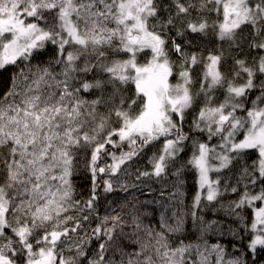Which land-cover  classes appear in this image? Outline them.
<instances>
[{"label":"snow or ice","instance_id":"obj_1","mask_svg":"<svg viewBox=\"0 0 264 264\" xmlns=\"http://www.w3.org/2000/svg\"><path fill=\"white\" fill-rule=\"evenodd\" d=\"M191 10L215 14L211 24L204 16L188 20L191 32L211 29L237 50L227 71L223 49L205 60L168 35ZM48 45L55 49L51 59L33 64ZM245 46L248 53L239 58ZM200 63L194 91L192 73ZM8 66L16 70L10 82H0V264H248L249 251L264 250V206L254 208L250 233L244 225L249 243L232 251L208 243L215 222L198 213L203 193L216 202L229 190L237 193L241 183L244 191L228 206L232 215L243 221L238 209L264 204V0H171L165 6L161 0H0V71ZM130 83L133 96L124 94ZM218 89L222 101L215 99ZM253 90L259 94L249 100ZM189 110L196 111L191 130L203 139L184 131ZM161 138L149 158L151 171L137 168L136 180L160 178L170 167L179 178L190 166L200 191L188 211L179 208L178 181L169 195L175 205L156 201L162 210L155 224L145 222L155 218L151 202L131 193L97 215V177H108L105 193L115 190L113 177L125 192L136 188L120 183L119 175H132L130 162ZM189 140L192 155L176 167ZM249 150L256 154L250 165ZM82 155L91 179L87 199L77 198L74 180ZM108 157L111 162L101 164ZM233 168L236 185H222L220 174ZM186 217L199 233L195 241L181 238ZM93 240L100 241L94 249Z\"/></svg>","mask_w":264,"mask_h":264},{"label":"trees","instance_id":"obj_2","mask_svg":"<svg viewBox=\"0 0 264 264\" xmlns=\"http://www.w3.org/2000/svg\"><path fill=\"white\" fill-rule=\"evenodd\" d=\"M194 3H199V0H193ZM171 0H161V5H170ZM161 16L166 17L167 12L161 11ZM204 16V18L208 19L209 24H211L212 20L215 19L214 13H202L198 10H191V15L188 17H182L180 20L176 21L175 28H169L168 35L175 39L177 43H180L184 50L187 52H196L203 56L206 60L208 54L210 52H219L221 49L224 51V62H222L221 68L224 71H227L233 65V57L237 56L236 49H230L227 42L220 41L213 33L212 30L209 29L206 33H193L190 29L187 28V21L191 20L195 22L199 17ZM177 28L183 31V35H177ZM55 49L52 45H48L46 50L44 51L43 55L40 56L38 59L33 60V64L36 63H46L49 59H51L52 55L54 54ZM248 53L247 47L245 46V52L239 53V58H245L246 54ZM250 55H256L255 51H252ZM170 58L172 61L177 62V55L174 52H170ZM140 61L144 62V56L140 57ZM14 66H8L6 69L0 71V82L8 83L10 82V78L12 73L15 71ZM177 68L174 69V80H177V76L175 73L178 71ZM58 71V68H57ZM203 73V63H200L194 67L193 70V79L197 81L194 85L193 90L196 91L199 88V78L202 76ZM93 74H96L95 70L94 73H90L87 76V79H92ZM99 75L106 74L99 73ZM264 78V77H262ZM256 83H259V79H257ZM125 88L124 94L127 96H133L135 93V85L128 84L123 86ZM3 88H0V94H2ZM259 94L258 90H253L249 94V100L255 99V97ZM88 99L94 98L92 94L85 93L84 94ZM216 101H222L224 98V91L222 89L216 90L214 93ZM203 97L199 98L198 104L196 106V111L198 108L202 106ZM249 106H251L249 104ZM196 111L189 110L183 128L185 132L190 133V135L203 139L204 137L201 136L199 133L191 130L192 121L196 115ZM243 113H238V115H242ZM218 139V138H217ZM216 141L214 140L213 143ZM163 143V138L160 141L153 142V144L149 145L144 149V151L140 154V156L134 158L131 163V167L129 171L132 175H119V182L120 183H127L137 185L136 188H129L128 192L121 190L116 184H114L115 190L110 193H105L103 191V179H107L108 177L105 176H98L97 183L101 185L97 189L98 193V200L96 202L97 208V215L103 217L107 211H111V208L116 207L118 203H123L124 197L129 196V194H134L140 201H149L151 203L148 204V210L151 212L155 209L153 219L152 216L148 217L145 221L146 223L151 221L153 224L157 223L159 220V213L162 210L160 205L156 203V201H162L164 203H171L173 205L176 204L175 200H169V195L174 192L176 189L174 184L178 181H182V185L180 186V191L183 193L182 199L183 204L179 206L184 212H187L188 209L191 207L193 203V198L200 191L198 186V175L194 169L190 166L185 167L180 175V177L174 176L172 173L175 172V168L170 167L167 171V174L157 178V177H141L140 180H136V169L139 168L141 171H151V165L149 164V158L152 156L153 152L157 151L159 147ZM184 150L179 153L177 157V164L176 167H180L187 161L193 151L191 140L185 141ZM124 150L126 151L127 148L125 147ZM255 151L249 150V155L246 158L247 163L250 165L252 160L255 159ZM84 156H81V165L78 174L75 176V186L77 189L78 197L80 199H87L90 195L91 190V179L90 174L84 169L83 167V160ZM110 157L105 158L101 161L103 163H110ZM243 163V162H242ZM127 167V165L125 166ZM213 178H215L216 174H212ZM221 182L222 185L224 183H230L232 185H236L237 179L239 177L238 168H233L232 170H224L221 174ZM113 181H116V177L112 178ZM244 191L243 183L238 186V192L232 193L230 190L224 193L221 197L218 198V201L209 203L206 199H202L200 209H198L199 215L204 217V220L211 223L215 222L213 227L216 231H209L205 235V239L208 240L209 244L213 243H220L227 247L229 251H232L233 245L236 247H243L247 243H249V236L245 235L244 225L247 224L249 233L251 232V222L255 219L254 216V208L256 206H261L262 203L260 201L253 202L252 206H245L243 209H238L237 211L240 213L242 217H244L243 221L239 220L236 216L232 215L229 210V204L232 201H236L239 199L240 194ZM254 191L259 192V185L256 186ZM163 192V195L161 193ZM115 202V203H113ZM223 205V207H222ZM171 209L169 210L170 214ZM98 220L93 219L91 221V227H95ZM88 227V225H85ZM185 232L182 239H185L187 242L188 240L195 241L196 237L199 235L193 227L192 221L190 217H186V224H185ZM90 230V229H89ZM235 232L238 235H233L232 233ZM244 236V240H240L238 237ZM100 241L93 240L91 247L94 249L98 247ZM247 250V249H246ZM259 254H253L249 251L248 255V264H264V250H260L258 246ZM67 254V253H66Z\"/></svg>","mask_w":264,"mask_h":264},{"label":"rangeland","instance_id":"obj_3","mask_svg":"<svg viewBox=\"0 0 264 264\" xmlns=\"http://www.w3.org/2000/svg\"><path fill=\"white\" fill-rule=\"evenodd\" d=\"M170 82H171V83H175V82H176V81L174 80V76H172V77L170 78ZM114 184H115V181H114ZM205 195H206V193H203V194H202V199H205V198H204ZM261 206H264V204H262Z\"/></svg>","mask_w":264,"mask_h":264}]
</instances>
